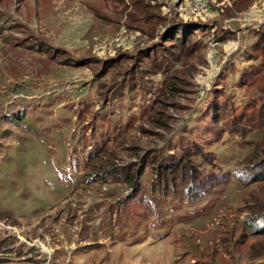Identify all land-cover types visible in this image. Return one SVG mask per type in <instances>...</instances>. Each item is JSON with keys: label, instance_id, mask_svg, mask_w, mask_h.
<instances>
[{"label": "rangeland", "instance_id": "obj_1", "mask_svg": "<svg viewBox=\"0 0 264 264\" xmlns=\"http://www.w3.org/2000/svg\"><path fill=\"white\" fill-rule=\"evenodd\" d=\"M133 1L0 0V264H51L95 240L111 244L92 248L95 264H264V234L246 228L264 181L245 171L264 140V64L251 32L264 28V5L227 20L217 0L201 17L182 16L184 0H141L161 4V17L166 8L162 21ZM179 19L198 23L189 39L202 48L175 63L160 44ZM121 27L137 42L117 47ZM39 43L64 53L50 60ZM168 76L184 91L167 95ZM182 155L200 173L198 196L184 175L165 186L155 177Z\"/></svg>", "mask_w": 264, "mask_h": 264}, {"label": "trees", "instance_id": "obj_2", "mask_svg": "<svg viewBox=\"0 0 264 264\" xmlns=\"http://www.w3.org/2000/svg\"><path fill=\"white\" fill-rule=\"evenodd\" d=\"M217 2L221 3L219 7H222L223 12H224L222 17L223 16L227 17L225 18L227 20L235 19L237 16H239L240 12L247 11L251 6L255 5L256 2L260 5H264V0H217ZM133 5L135 8L138 9L139 12H142L143 15L150 14V17H153L154 15H156V17L162 21L166 17L165 16L167 12L166 8H164L165 10L161 11L163 17H161L159 13L157 12L158 6L161 4L158 5L155 3L154 7H150L149 4H145L141 0H134ZM153 12H155L156 14ZM215 27H218L217 22L215 24ZM200 28L201 27L198 26V23H191L190 21H186V20L183 21L180 19L178 21L172 20L167 26V28L164 30L163 35L161 36L160 46L162 48L164 47L163 48L164 51L167 52L171 58H173L175 63H179L182 60H188L196 53V51L202 48L197 42L195 43L192 41V39H189V36L190 35L192 36L194 31H197ZM127 30L132 33H137L139 37V33L136 30L134 29H127ZM251 32H253L255 35V43L253 44V47H252L254 48L253 51L259 53L261 60L264 64V28L261 27L259 30L256 29L255 31L251 30ZM226 33L229 34L228 31ZM166 43L168 44L167 47L164 46ZM39 44L40 45L37 46V51H44V52L49 51L48 53L50 54L48 55H49L50 60L54 61L56 59L55 57L63 52L62 50H54V51L52 50V52H50L51 51L50 47L42 46V44L44 43H39ZM160 46H155L151 48L148 52L146 51L141 52V53L139 52L138 55H141L142 58L147 59L149 52L158 51L159 48H161ZM44 47H46L45 50H44ZM92 59L93 58L73 57L66 61H68V63L71 65L78 66V64H81V65L89 64L88 61ZM191 60H194V58H192ZM151 66L155 68L156 70H160L162 72L165 69L164 65L161 62H155L154 60H152ZM232 66H233V63H230L229 69H231ZM234 70L236 71V68H234ZM170 77L169 76L165 77V87H166L165 93L167 95L171 94L173 96L174 95L173 91H177V92L184 91L183 87L186 85L184 80L183 79L180 81L176 80L175 84L174 82H169L168 84ZM239 81H244V79H239ZM168 88H170V91L168 90ZM263 117H264V114L261 113L260 118L262 120H264ZM257 146L261 147L262 150L255 151L256 153H252L251 156L246 160L247 164L245 165L246 173L253 176L251 178L248 175H246L247 177H249V180L251 182L264 181V140L262 141V143L257 144ZM188 158H189V155H182L180 158L170 159L167 163L162 162L158 166L160 168L155 169V177L158 176L160 180L163 179L165 181L164 182V186H165L166 184H169L171 181L175 182V178L177 176L184 175L186 176L185 177L187 181L186 183L188 185V188H187L188 196H198V190L200 189V182L196 183V181H198V179L200 178V173L199 171H196V168L193 166L194 165L193 161H191V159L190 158L188 159ZM143 161L144 160L142 159L140 167L143 166ZM153 163L159 164V162H156V160H154ZM113 166L115 167V165ZM138 167L137 165H134L133 175L131 176L130 180H128V175L124 178L126 182H131V185H134V182L136 181V179H138V176L141 173L140 172L141 170H139ZM99 169H101L102 172L112 171L111 173L115 174L117 177H118V173H121V171L123 170V169L112 170L113 167L111 168V170H104L102 167ZM193 169L195 171H193ZM102 174L104 175L105 173H102ZM206 177H208V175ZM94 179L98 181V178H94ZM211 181L212 179H207L206 181H204V184H207ZM258 202L259 203L258 204L256 203L254 210L248 212L249 216L246 219V228L251 234H264V200H260ZM5 245H6V242L2 243L0 248L5 247Z\"/></svg>", "mask_w": 264, "mask_h": 264}, {"label": "built area", "instance_id": "obj_3", "mask_svg": "<svg viewBox=\"0 0 264 264\" xmlns=\"http://www.w3.org/2000/svg\"><path fill=\"white\" fill-rule=\"evenodd\" d=\"M181 4H182L181 7L180 5L179 7L180 10L182 11V16L185 17L186 16L201 17L208 15L210 13V2L208 0H184ZM261 8H262L261 10L263 11L264 6ZM137 39H138L137 33L129 32L125 27H121L120 30L116 33L115 37L113 38V43L117 47L124 48L137 42Z\"/></svg>", "mask_w": 264, "mask_h": 264}, {"label": "crops", "instance_id": "obj_4", "mask_svg": "<svg viewBox=\"0 0 264 264\" xmlns=\"http://www.w3.org/2000/svg\"><path fill=\"white\" fill-rule=\"evenodd\" d=\"M2 236H5V234H3ZM97 245H99L100 247H103V246L107 247V248L111 247L110 241H109V244L107 245V244H102V242L95 240V241H92V242L87 243L85 245H82V250H79L77 253H75L74 256L70 255L71 250L70 251L63 250L61 252L62 256H60L58 253L56 257H52V254H51L50 255L51 256V262L50 263L51 264H95V261L92 260L94 253L91 254L89 252L94 251L92 248L96 247ZM2 248H0L1 249L0 251H2ZM3 249L4 250L2 252H4L6 254V252L8 251V248H6V246H5ZM31 250H32V248L27 249L28 254L30 253L29 251H31ZM2 252H1V254H3ZM54 253H55V251H54ZM109 253H111L110 250H109ZM86 254H88L89 257ZM31 258H29L26 261L28 263H32V262H29V261H31ZM105 264H111V261L108 260Z\"/></svg>", "mask_w": 264, "mask_h": 264}]
</instances>
